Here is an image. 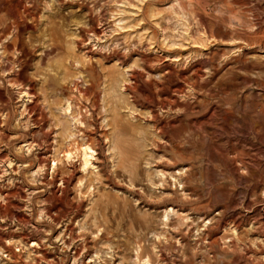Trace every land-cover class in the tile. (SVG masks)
I'll list each match as a JSON object with an SVG mask.
<instances>
[{"label": "rangeland", "instance_id": "1", "mask_svg": "<svg viewBox=\"0 0 264 264\" xmlns=\"http://www.w3.org/2000/svg\"><path fill=\"white\" fill-rule=\"evenodd\" d=\"M0 264H264V0H0Z\"/></svg>", "mask_w": 264, "mask_h": 264}, {"label": "bare ground", "instance_id": "2", "mask_svg": "<svg viewBox=\"0 0 264 264\" xmlns=\"http://www.w3.org/2000/svg\"><path fill=\"white\" fill-rule=\"evenodd\" d=\"M84 146H85V145H84ZM87 148L91 150V147H88V146H87ZM85 150L87 151V149H85ZM83 151H84V150H83ZM86 151H84V155H85Z\"/></svg>", "mask_w": 264, "mask_h": 264}]
</instances>
